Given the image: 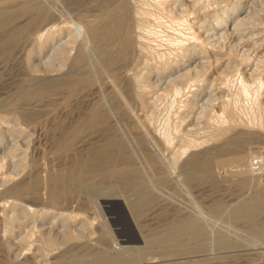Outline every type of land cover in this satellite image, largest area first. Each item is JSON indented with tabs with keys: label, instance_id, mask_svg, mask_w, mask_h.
<instances>
[{
	"label": "rangeland",
	"instance_id": "obj_1",
	"mask_svg": "<svg viewBox=\"0 0 264 264\" xmlns=\"http://www.w3.org/2000/svg\"><path fill=\"white\" fill-rule=\"evenodd\" d=\"M122 1L73 0L74 4L70 0L50 2L61 8L63 15L61 13L60 17L63 19L58 17L57 22H59L66 18L76 19L83 14L93 19L102 13L106 4L112 5V2H115V5ZM124 2L129 20L130 5L151 11L147 13L149 16L146 14L143 15L145 18H141L143 24H148V28L144 25L141 31L147 34L144 35L143 41L145 39V46L149 50L138 68L144 75L148 74L149 68H153L148 83L142 85V91L150 101V105L148 108L139 107L137 110L141 109L143 113L140 112L139 115L144 117L152 113L154 120L151 124L156 131L158 128L159 130L167 128L176 143L186 146L188 140L194 138L195 145H191L184 153L179 150V146L165 148L161 163L151 165L143 156V146H138L133 139V135L138 132L134 121L129 118L125 110H117L119 98L112 94L107 99V109L113 115L115 112V116H111L113 121L119 114L123 118L119 132L124 130L130 136L125 143L127 147L129 145L128 149L133 154L131 165L138 170L141 178L138 181L136 176H130V184H127L126 179L118 174L104 176L92 171L77 180L76 176L70 173L77 170V167L80 168L83 162H77L73 151L59 153L56 150L57 143L62 139L60 135L66 131L65 125L69 127L80 115L89 113V106L101 97L100 91L94 86L93 94H86L85 97L80 96L82 94L74 95L75 98L73 96L70 99L71 105H66L67 107L63 104L65 89L61 88L55 95L38 94L53 87L48 76L62 72L59 69V57L55 53L56 49L67 40L65 32L44 47L40 46L39 41H32L27 37L7 47L8 50L0 46L2 138L0 139V156H2L0 157V218L10 213L16 215L25 213L22 207L13 208L12 201L16 198L23 201V204L32 203L31 205L38 209L54 210L47 216L31 217L25 213L11 235H2L5 232L1 221L0 237L4 236L11 240L13 248L8 250L0 243V262L6 259L7 255L18 253L35 256L36 262L42 260V262H52L51 264H79L85 262L87 258H92L86 254V251L81 250L76 255L68 252L67 260H55L53 257L57 249L55 251L47 247L36 248L39 243L37 239H40L42 231L59 237L62 231L68 230L72 235L77 233L80 235L78 241L94 243L101 241L109 250L116 245L118 248L120 245L130 244L127 237L121 235L122 222L116 218V214H110L106 209V202L114 199L126 211L127 216L122 220H131L141 236L143 232L149 235V241L154 239L142 245L144 261L160 260L174 263L192 260L195 264H264V209L247 215L237 212L238 203L246 198L264 200V141L250 143L248 144L250 147L246 145V141L240 151L234 148L222 151L212 149L221 143L219 141L223 142L225 138L236 132L249 128H251L249 132L254 130L252 133L264 135V121H261L264 120V0H133L132 2L124 0ZM244 16L247 18L242 21ZM62 21L59 23L62 24ZM193 33L196 34L197 39L192 38ZM146 40L149 44H146ZM184 52H188L190 57L194 58L188 59L189 55L186 57ZM95 57L96 54H92L91 58L86 57L85 63L94 60ZM168 61L171 62L172 72L156 73L161 63ZM147 63L149 66L146 67ZM188 69H191L193 75L199 70L200 73H204L202 77L205 78H199L198 81L192 82V85L190 83L183 85L180 93H176L174 89L176 87L172 82L177 87L182 86L187 78H181L179 74ZM172 76L175 78L173 79ZM242 77L246 83H249L248 94L243 90ZM61 79L63 82L65 78ZM103 81L111 90L110 83L107 80ZM222 81L225 82L224 85ZM201 92L204 94L202 95ZM81 101L85 102L87 107ZM83 107H86L85 110ZM23 108L26 109L22 111ZM18 109L21 112H18ZM231 116L233 119L236 118V121L232 122ZM64 118L67 120L63 121ZM20 128L25 131H18ZM104 132L103 126H100L96 129H86L83 134L88 135V138L100 140L104 137ZM245 145L248 151L250 149L247 154L244 153L247 151ZM194 152L201 153H199L200 160L190 166L184 165L183 162ZM238 153L245 156L244 160H238L240 156ZM24 155L28 158H26V168L21 171L19 164ZM205 155L206 159H204ZM255 158L262 160V169H254L252 163ZM203 159L208 161L209 166L211 165L209 173L201 172ZM242 163L247 167L245 164L241 165ZM116 167H119V164L113 161L107 163L103 169L111 170ZM49 173H53L52 178L54 176L63 178L61 184L58 183L55 187L56 190L62 188L70 190L64 203L55 204L48 199L49 192L54 191L51 185L52 179H48ZM22 179H25L26 186L20 192L7 190L9 186ZM146 193L152 198L153 203L146 209V213L138 216L129 203ZM94 200L97 204L91 202ZM79 203L81 204L78 205ZM99 207L103 209L111 223L115 237L110 236V238L101 226L104 217ZM60 210L67 213L73 210L81 214L66 220L65 217L56 216ZM89 216L93 220L87 219ZM189 220L196 221L198 233L194 238L189 236L186 228L183 230L185 233L183 231L179 233L174 229L176 224L185 227ZM92 221L94 225L91 224ZM82 222L85 223L82 225ZM32 241L36 243L33 246H31ZM173 243L177 244L171 245ZM177 248H183L182 252L171 258L162 255L170 249ZM187 249L191 252L184 251ZM134 263L144 264L135 261L128 264Z\"/></svg>",
	"mask_w": 264,
	"mask_h": 264
},
{
	"label": "bare ground",
	"instance_id": "obj_2",
	"mask_svg": "<svg viewBox=\"0 0 264 264\" xmlns=\"http://www.w3.org/2000/svg\"><path fill=\"white\" fill-rule=\"evenodd\" d=\"M50 1L51 0H0V46L7 49V47L13 46V45L17 44L22 38L27 37V38L31 39L32 41H39L40 46L44 47L49 42L52 43L57 37L59 38V36L65 32L64 34L67 36V40L64 41L65 43L61 44L56 49V53H55L59 57V69L62 72L56 73V75L48 76V78L53 83V87H50L51 89H49V90L38 92V94H40V95H50V94L55 95V94L60 92L59 90L61 88L65 89V98H63L64 99L63 104H65V106H66V105H71L70 99L74 95L82 94L80 96L85 97L86 94L87 95L91 94V93L93 94L95 91L94 86H97L98 90L100 91L101 97L98 98L92 106H89V108H90L89 113L87 115H80L78 118H76L75 123L70 125L69 127H67V125H65L66 131L63 130L64 133L62 135H60L62 139L59 140L57 143L56 150L59 153L64 154V153H67L69 151H73V155H74L75 159L77 160V162H79V161L83 162V164H82L83 166L82 165H81V167L79 166L80 168L77 167V170L74 168L76 171L74 170L70 174H72V175L74 174L76 176L77 180L80 179L84 174H86L88 172H92V171L93 172L97 171L96 173L99 172L100 174H102L104 176H108L111 174H118V176L120 175L126 179L125 183H127V184H130V176H132V177L136 176V179L138 181L140 180V178H141L140 173L138 172V170L136 168H134L131 165L133 154L130 152V149H128L129 145L127 147L126 143H125V140L130 139V136L127 135L124 130L122 132H119V129L122 128V125H123L121 122L123 118L119 114V116H117V118H115V120H114L115 123H114L113 119H111V116L113 115V113H111V111L109 109H107V103H108L107 99L110 98L112 96V94H115L119 98L118 105H117V101H116L117 110H120V109L125 110L129 116V118L131 117V119L134 121L135 128L138 132L135 135H133V139L135 140V143L138 146L139 145L141 147L143 146L142 147V148H144L143 156H144L145 160H147L148 163H150L151 165H158L161 163V160H162L163 156L165 155L163 153V150L165 148H169L171 146L178 148V146H179V148H180L179 150L184 153L188 150V148H190L191 145H195V144H193V143H195L194 138L188 140V144H187L188 146L186 145L187 147L182 146V144H180L178 142L176 143L175 138L171 135L170 131L167 130V128L166 129L160 128V130L158 128V130L156 131L151 124L152 121L154 120L153 119L154 115H152V113H151V115H146V116H144L145 117L144 118L141 115H139L141 112V109H140V111L137 110L139 107L140 108H148L150 105V101L147 99L145 93L142 91V85H144V83H146L148 81V77L153 73L152 72L153 68L148 69L149 72L147 75H144V73H142L138 69L141 66L142 58L148 54V50H149V49L147 50V47L145 46V43H144L145 39L143 41L144 35L146 36L147 34H145L144 32L141 31V29L145 27L144 25H146V24L142 23L143 20L141 21V18H143V17L145 18V16H143V15H146L150 10L147 11L148 9L145 10L143 8H140V7H135L136 5L135 6L133 5V7L130 5V15L131 16H130V20H129L128 17L126 16V12H127L126 5H125L126 3L123 0L121 3L117 2L116 3L117 5L116 4L114 5L115 2H112L113 3L112 5H109V4L107 5L105 3L106 6L104 7L103 6L104 4H103L102 5L103 6L102 13L97 15L93 19L88 18L89 16L86 17V15H84V14L80 15V12H79L80 16H78V17L76 16L77 17L76 19L72 17V18H66L65 20L62 21L61 19H63V18L60 17V15L62 13L60 11L61 8L60 9L57 8V6L53 5L54 2L52 1L53 2V4H52ZM70 1L73 2V0H70ZM132 1L133 0H131V2ZM77 3H79V2H77ZM102 3H103V1H102ZM108 3H110V2H108ZM73 4H74V2H73ZM98 5H100V4L98 3ZM143 5H144V3H143ZM93 10H95V9H93ZM256 10H257V8H256ZM150 13H151V11H150ZM62 15H63V13H62ZM74 15H76V14H74ZM250 15H252V13ZM58 17L61 18L60 20L63 22L62 24L59 23L61 21L57 22ZM246 18H247V16H244L242 18V21H244ZM142 24H143V27H142ZM147 25H146V27L148 28ZM147 28H145V29H147ZM149 36H150V34H149ZM43 38H45V39H43ZM192 38L197 39L196 34L193 33ZM146 44H149V43H147V40H146ZM184 53H185L186 57H187V55H189L188 52H184ZM92 54H96L95 59L94 60L92 59L90 62L88 61L87 63H85L86 57L91 58ZM147 58H148V56H147ZM187 58L191 60L192 57H190V55H189V57H187ZM144 59H146V58H144ZM217 60H219V59H217ZM181 61H182V59H181ZM170 63L171 62L168 61L165 63H161L160 66L158 65L159 67L157 68L156 73L165 74L166 72L171 71L172 69H171ZM152 65L154 66V64H152ZM147 66H149V63L146 64V67ZM184 66H186V65H184ZM66 68H68V69L66 70ZM195 68H197V67H195ZM77 70H80V72H77ZM143 72H145V71H143ZM202 75L204 76V73L203 74L200 73L199 70H197V72L194 75L192 74L191 69H188V70H185L184 72H181L179 74V77L187 78V79H186V81H184L182 83V86L179 85V87H177L176 84L174 82H172L173 85L176 87V88H174L175 92L180 93L181 89H183L182 88L183 85H187L189 83H190V85H192L191 83L194 81L195 82L198 81L199 78L204 79L205 77H202ZM158 76H160V75H158ZM172 77H173V79L175 78V76H172ZM61 78H65V79H63V82H61V80H62ZM103 80H107L110 83V85H111L110 89L111 90H109V87L106 86V83ZM221 83L224 85L225 82L222 81ZM241 83H242L244 92H246V94H248L249 92H248V85L247 84H249V83H246V81L243 79V77L241 78ZM62 85H63V87H62ZM194 85H195V83H194ZM211 87H212V85H211ZM219 87H220V84H219ZM204 88H205V86H204ZM202 92H201V94L203 95L204 93H202ZM204 92H206V91L204 90ZM74 98H75V96H74ZM76 98H78V97H76ZM80 99H82V98H80ZM84 99H86V98H84ZM115 100H117V99H115ZM212 100H214V98ZM223 102L224 101H222V103ZM81 103L84 104L85 102L81 101ZM85 105H86V103H85ZM86 107H87V105H86ZM85 108L83 110H85ZM24 109H26V108H23L22 111ZM71 109H72V107H71ZM151 110H152V108H151ZM137 111L139 113H137ZM18 112H21V111H19V109H18ZM27 114H28V112H27ZM113 116H115V112H114ZM233 116H234V114H233ZM231 119L233 122V120H235L236 118L233 119V117H232ZM65 120H67V118L63 119V121H65ZM261 121H264V120H261ZM21 123H23V122H21ZM23 125H24V123H23ZM100 126H103V128L105 130V132H104L105 135L100 140H96V139L94 140V138H91V137L88 138V135L83 134L86 129H96ZM260 126H261V123H260ZM249 129H251V128H249ZM240 130L241 129L239 128V131ZM248 130L240 131L239 133L236 132L237 134L236 133L234 135L231 134L232 136H230L228 134L230 136L229 138H225L223 142L219 141L221 143L212 149H216V150L218 149V150L222 151V150H225L228 148L229 149L234 148L237 150H239V149L241 150L244 147V144L246 143V141H247L246 145L253 143V142L257 143L259 140L262 142L264 141V135H262L261 133L260 134L252 133L254 130L252 132H249L250 130L249 131ZM18 131L23 132L25 130L24 129L22 130V128H20ZM224 131L225 130H223V132ZM236 131H238V130H236ZM232 132H234V131H232ZM256 132H257V130H256ZM259 132H261V131H259ZM191 136H193V135H191ZM216 136L218 137V135H216ZM207 137H209V136L207 135ZM0 139H2L1 133H0ZM212 139H213V137H212ZM134 140H133V142H134ZM129 143H131V142L129 141ZM248 146L250 147V145H248ZM245 149H247V151H244V153H246V152L249 153L250 149L248 151L247 146ZM207 150L205 152H207ZM7 153H8V151H7ZM199 153L200 152H194V153L190 154L189 158L185 162H183L184 165L190 166L192 164L197 163L201 158L200 157L201 153L200 154ZM239 154H240V156H238V160H241V159L244 160L245 156L244 155L242 156L241 153H238V155ZM0 157H2V156H0ZM26 158H28V157H26L24 155L20 159L19 165L21 167V171H24V169L26 168ZM215 158H217V157H215ZM204 159H206V155H205ZM207 159H209V158H207ZM113 161L115 163L119 164V167H116L115 169H111V170L103 169L107 163L113 162ZM240 162H242V161H240ZM244 164L245 163H242L241 165H244ZM210 166H209L208 161L204 160L202 163L201 172L202 173H209ZM246 167H247V165H246ZM246 170H247V168H246ZM14 174H16V173H14ZM52 174H50L48 176V179H50V180L52 179L51 185L54 187L53 188L54 191L49 192L48 199L55 204L64 203L65 200L67 199L68 195H69L70 190L67 188H62V189L56 190L55 187L58 186V183L62 182L61 179H63V178H59V177H55V176H54V178H52L53 177ZM24 183H25V179H22L19 182L14 183L13 185L9 186L7 188V190L20 192L26 186V185H24ZM147 193L143 197L141 196V198H139V199L131 200L132 203H129L131 206V209L134 210V212H136L138 216H142L144 214V212L146 211V209L148 207H150L153 203L152 198L148 197L149 194H147ZM258 196H261V195H258ZM261 197H263V196H261ZM251 198H253V199H251ZM251 198H246L243 201H241L240 204L238 203L237 212L247 215L248 213L251 214L253 211H261L262 209H264V200L259 199V198H254V197H251ZM16 199H18V198H16ZM16 199L12 201L13 208L16 209L17 207H22L23 209H25V213L27 215H30L31 217H36L37 215L47 216L50 213V211L51 212L54 211V210L49 211V209H46V208L38 209V207L36 208L35 206H32L31 205L32 203L30 205H27V204H23V201L21 202L20 200H16ZM1 201H3V200H1ZM91 202H95L97 204L96 200L91 201ZM80 204L81 203H79L78 205H80ZM98 205H99V202H98ZM99 210L101 212V215H103V217H104L103 222H101L102 223L101 226L105 229V233L107 235H109V237L110 236L115 237L114 236L115 231L113 232L111 223L106 218V214L104 213V211L101 207H99ZM11 212H12V210H11ZM24 214L16 215L15 213H12V214L10 213V214H7L5 217L0 218V222L2 221L3 226H4L3 230L5 232L4 234L2 233V235L6 236L5 234H7V235L13 234L15 226L23 218ZM79 214H81V213H77L73 210L68 212V213L66 211L64 212L63 210H60L56 214V216L65 217L67 220V219L72 218L74 216H77ZM89 218H91V217L89 216L87 219H89ZM91 219L93 220V218H91ZM91 219H90V221H91ZM41 223H42V221H41ZM84 223L85 222H82V225ZM93 223H94V221L91 222V224H93ZM176 225L174 226V229L176 231H178L179 233H181L184 230V228H186L190 237L194 238L195 236H197L198 232L196 229V227H197L196 221L189 220L187 225H186L187 227L186 226L185 227L184 226H176ZM140 227H143V225H140ZM60 234L61 235L59 237H57V236H53L52 234L50 235L46 231H42L40 239H37L39 243H38V246L36 248L39 249V247H42V248L47 247V248H50L53 250L55 249V251L57 249L58 250L57 253L54 251L56 254H54L55 256L53 258L55 260L57 259L59 261L67 260L66 255L68 252H73L74 255H76V253L78 254V252H80L81 250L86 251L87 255L92 256V258H87L85 260V262L83 261L82 263H79V264H128V263H131L134 261L135 262H143L144 264H195V262L192 260L174 262V263L161 262L160 260H151V261L145 260L144 261V259H145V255L143 253L144 246H142V245L148 243L149 235L143 234V232H142V239H143L142 243H130L129 242L130 244H126V245H122V246L120 245V247H118V248L116 245V246H113L112 250H109L106 247V245L105 246L102 245L103 243L101 241H96V243H94L93 241L92 242H90V241H78L81 238L78 233L75 235H72L68 230H65L64 232L62 231ZM4 236L0 237V243L5 245L8 250H11L13 248V242ZM153 240L154 239H151V241H153ZM151 241H149V243ZM169 242H171V241H169ZM177 243L179 245V242H177ZM177 243H173L171 245L175 246V244H177ZM187 243H189V242H187ZM35 244L36 243L33 242L31 244V246H33ZM167 245H169V244H167ZM182 249H180V248H177L174 250L170 249L169 251L164 252L162 255L164 257L169 256L171 258V256L181 253ZM184 251L191 252L189 249L184 250ZM44 252H45V249H44ZM84 254L85 253H83V255ZM7 256L8 257L6 259L2 260L0 262V264H36L37 262H39V264H51L52 263V262L51 263L50 262H42V260L36 262L35 256H26L22 253H18V254H14V255L12 254L10 256L9 255H7ZM80 257H83V256L80 255ZM50 261H51V259H50ZM79 262H81V260Z\"/></svg>",
	"mask_w": 264,
	"mask_h": 264
},
{
	"label": "water",
	"instance_id": "obj_3",
	"mask_svg": "<svg viewBox=\"0 0 264 264\" xmlns=\"http://www.w3.org/2000/svg\"><path fill=\"white\" fill-rule=\"evenodd\" d=\"M106 209L110 214H116V218L122 222L120 226L121 235L127 237V241L130 243H142L143 239L140 233L137 231L135 225L131 220L127 221L122 220L123 217H126V211L120 207V203L114 199L108 200L106 202Z\"/></svg>",
	"mask_w": 264,
	"mask_h": 264
},
{
	"label": "built area",
	"instance_id": "obj_4",
	"mask_svg": "<svg viewBox=\"0 0 264 264\" xmlns=\"http://www.w3.org/2000/svg\"><path fill=\"white\" fill-rule=\"evenodd\" d=\"M253 165L254 169H262V160L260 158H255Z\"/></svg>",
	"mask_w": 264,
	"mask_h": 264
}]
</instances>
